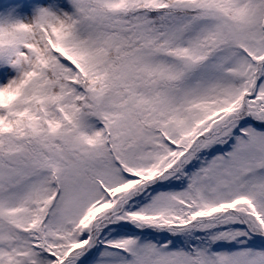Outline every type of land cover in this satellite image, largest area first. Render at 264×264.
I'll return each mask as SVG.
<instances>
[{"label":"snow or ice","instance_id":"6c2138e0","mask_svg":"<svg viewBox=\"0 0 264 264\" xmlns=\"http://www.w3.org/2000/svg\"><path fill=\"white\" fill-rule=\"evenodd\" d=\"M0 264H264V0H0Z\"/></svg>","mask_w":264,"mask_h":264}]
</instances>
